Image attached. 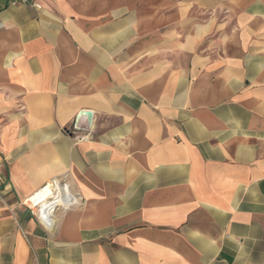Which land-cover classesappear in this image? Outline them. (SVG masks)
Returning a JSON list of instances; mask_svg holds the SVG:
<instances>
[{"label": "crops", "instance_id": "obj_1", "mask_svg": "<svg viewBox=\"0 0 264 264\" xmlns=\"http://www.w3.org/2000/svg\"><path fill=\"white\" fill-rule=\"evenodd\" d=\"M31 1L0 0V264H264V0Z\"/></svg>", "mask_w": 264, "mask_h": 264}, {"label": "built area", "instance_id": "obj_2", "mask_svg": "<svg viewBox=\"0 0 264 264\" xmlns=\"http://www.w3.org/2000/svg\"><path fill=\"white\" fill-rule=\"evenodd\" d=\"M28 4L36 8H41V5L31 0H12V4L17 3ZM84 118L89 119V125L83 123ZM94 120V112L91 110H81L74 118L70 129L71 136L75 143L86 142L91 137L90 127ZM0 174V181H1ZM66 186V188H63ZM49 190V192H46ZM41 193L44 195H40ZM49 200V201H48ZM77 199L68 191V186L65 182L59 179H52L45 182L38 189L27 195L22 204L31 214L37 216L45 225L51 226L54 223L55 212L62 207H69L75 204ZM0 204H5V201L0 192ZM45 225V226H46Z\"/></svg>", "mask_w": 264, "mask_h": 264}, {"label": "bare ground", "instance_id": "obj_3", "mask_svg": "<svg viewBox=\"0 0 264 264\" xmlns=\"http://www.w3.org/2000/svg\"><path fill=\"white\" fill-rule=\"evenodd\" d=\"M63 188H64V187H63ZM46 192H49V190H47ZM40 195H41V193L39 194V196H40ZM42 195H44V194H42ZM42 195H41V196H42ZM48 201H49V200H48Z\"/></svg>", "mask_w": 264, "mask_h": 264}]
</instances>
